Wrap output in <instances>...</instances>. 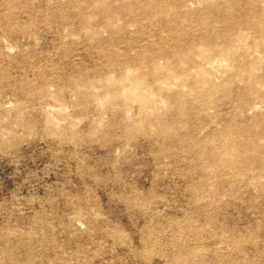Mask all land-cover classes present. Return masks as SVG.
<instances>
[{
	"label": "rangeland",
	"instance_id": "rangeland-1",
	"mask_svg": "<svg viewBox=\"0 0 264 264\" xmlns=\"http://www.w3.org/2000/svg\"><path fill=\"white\" fill-rule=\"evenodd\" d=\"M151 1L153 2L147 3ZM166 1L169 0H106V2L104 0H95V2L92 0H0V27L8 29L11 26L16 31L13 33V46H0V55L4 54L0 56V79L4 78L0 83L7 84L6 87L12 85L14 88V90L12 87L7 88L5 120L14 123L15 134L12 133L9 137H4L8 140L0 138V249L4 245L1 250L10 249L9 254L12 253L6 264H10V262L13 264L12 258H17V256L22 257L21 264L26 263V260H28L26 264L29 262L32 264H264V175L262 173L264 167V116H256L258 113H264V104L253 103L251 110L249 109L250 105L246 103L250 100L248 94H245L248 99L243 95V98L236 97L237 92H243L244 86L236 80L235 65L227 57L225 58L228 60L224 61V57H221L217 52V47H214L218 44H215L216 42L223 40L222 43L219 42V45L223 44L222 46L227 49L234 48L236 45L234 43H237L243 56L238 61L248 64L250 60H248L247 52H256L254 56L256 55L255 57L260 59V56L264 55V48L261 47L264 46V30L255 22L262 19L264 21V15L261 13L264 12V0H217V5L220 8L217 5L215 8L211 7L204 1L201 5L200 0H170L168 3ZM191 2L194 3L191 4ZM96 3H100L99 6ZM145 4L149 8L151 7L150 10ZM161 4L166 6H161ZM177 5L179 6L178 10L176 9ZM182 5L183 7H181ZM105 6L108 8L107 10ZM144 6L146 7L144 8ZM95 7H100L104 13L99 10L100 8L94 10L97 11L96 13L92 11ZM153 7H157L156 10ZM169 8L176 15L180 14L179 17L177 16L180 20L174 17V12L171 14ZM86 14H89L88 18ZM94 14L95 16H90ZM239 16L241 17L239 18ZM170 19L172 20L171 24ZM247 21L252 23H250L251 27ZM88 24H92L90 28L94 25L93 31L88 28ZM98 24L100 29L96 31L95 29L99 28ZM234 27H238L236 28L238 32L233 29ZM255 27L258 28L257 31ZM3 28H0V31ZM30 30L34 33L31 34ZM233 30L237 36H241L244 32L241 37H238L241 39L235 37L234 33L233 36L231 35ZM239 30L243 32L240 33ZM246 32L248 33L246 34L247 38H245ZM212 34L216 35L210 36ZM202 37H207L208 40ZM194 39H198L197 42L195 41L198 43L197 45L202 40L205 41L204 43L209 46L205 44V46L201 44L200 46L202 50L206 48L208 50L203 51L204 53L201 52L199 46L193 45L196 44L193 42ZM252 39H256L260 44L256 46V49H250V51L247 49V44ZM244 40H247L246 43H243ZM14 42L16 43L13 44ZM228 42L231 43V46ZM172 44L173 46H170ZM191 45L194 46V50ZM209 48L213 49L211 53ZM146 51L147 53H145ZM198 51L201 52L200 54H211L215 59L217 58L219 63L215 62V66L220 70L226 72L227 69H232H229L232 74L227 70L228 77H224V75L227 76L226 74L221 76L227 82L231 80L230 83L228 82L231 86L227 84L232 89L229 88L226 95L219 90L216 91L215 103L208 106L202 103L204 101L200 100L201 97L198 94L193 95L196 93L195 91L190 92L191 86L181 83L183 82L181 79L184 77L181 69L192 60L201 59ZM13 53L17 54L13 55ZM142 53L148 55L145 56ZM171 54L177 55L179 58ZM19 57L23 59L20 61ZM11 59L13 60L11 61ZM144 60L147 62L150 60V63ZM168 62L171 64V70L164 68ZM226 62H228L227 66ZM154 63H162L161 71L152 69ZM30 64L37 70L33 74L31 68L28 69ZM178 65L180 68L176 67ZM51 66L52 68H50ZM206 68L211 69V66ZM27 70L28 76L23 73ZM148 70L150 71L148 72ZM40 71L42 73L52 72L56 76V86L54 87L56 100L52 108L45 107L36 99L38 96L33 92L34 89L27 92L24 88L26 84H31L34 88L40 86L39 78L36 75L37 72L41 73ZM4 75L8 77L5 78ZM177 75L182 76L177 77ZM232 75L233 77H230ZM118 76L119 78H116ZM160 76L164 77L166 83ZM109 79L111 80L109 81ZM123 80L125 81L123 82ZM134 80H139L140 83L134 85L135 83L131 82ZM104 81L106 85L103 84ZM232 82L233 84H231ZM107 83L111 86L108 87ZM129 86L132 91L128 89ZM135 87L137 90L133 89ZM261 89L264 91V85L261 86ZM133 90L137 91V94L133 93ZM140 92L145 97L149 96L147 99L150 100V106H146L150 118L147 119L141 118L140 95L142 96V94ZM167 93H170L169 96ZM181 93L187 96L181 97ZM18 94L21 96L18 97ZM29 95H33V97ZM179 96L182 100L179 99ZM94 97L96 98L94 99ZM27 102L28 104H25ZM180 102L185 107H183L184 109ZM241 103L240 107L242 108H239ZM26 105L28 108H25ZM244 107L247 108V113ZM153 114H157L161 120L163 119L161 123H158L159 125L157 122L152 125ZM243 114L245 115L243 116ZM49 118L52 121L49 122ZM253 118L255 124L251 123L254 121ZM23 119L25 120L23 121ZM256 120H258L257 123ZM130 121H135L137 126L127 128ZM17 122L20 124L22 122V124L19 125ZM24 122L26 124H23ZM41 123L43 126L40 125ZM162 123L166 126L160 129L159 127H163ZM139 125L141 126L139 127ZM222 126H227L226 129L230 132L228 135L230 134L232 137L231 141L229 140L231 143L223 145L221 136L218 138L219 135L214 139L209 137L212 141L204 142L213 130L222 129ZM60 127L64 129H60ZM244 128L250 129V132L247 130L249 134L242 132V130L246 132ZM226 132L225 135H227ZM240 133L243 134L240 135ZM242 140L247 142L243 143ZM2 141L4 144L1 143ZM233 142L237 147L234 156L237 154L240 157L242 154L246 158L248 157L247 160L250 162L248 169L247 167H238L239 179H234L230 175L231 172L226 173L225 168L214 164L215 157L211 156L213 145L221 146L220 150L225 151L224 148ZM220 150L219 152H221ZM205 163L206 165H204ZM213 165L217 167L214 168ZM205 168L207 169L205 170ZM215 169L216 171H212ZM241 169L245 171L241 172ZM214 172L217 173L214 174ZM240 180L241 182H239ZM260 217L261 219H259ZM8 232L11 233V241L3 244L1 237L3 233ZM0 253V257L3 256L2 252Z\"/></svg>",
	"mask_w": 264,
	"mask_h": 264
},
{
	"label": "bare ground",
	"instance_id": "bare-ground-1",
	"mask_svg": "<svg viewBox=\"0 0 264 264\" xmlns=\"http://www.w3.org/2000/svg\"><path fill=\"white\" fill-rule=\"evenodd\" d=\"M92 1H94L95 2V0H92ZM105 2H106V0H104ZM162 1V0H161ZM170 1V0H169ZM168 1V2H169ZM182 1V0H181ZM188 1V0H187ZM201 1V2H200ZM199 1V3H201V5H202V2L204 1V3H209L210 5H211V7H213L214 6V8L216 7V5H217V0H200ZM246 1V0H245ZM10 2V1H9ZM48 2V1H47ZM153 1H151V2H147V3H152ZM167 2V1H166ZM167 2V3H168ZM195 2H197V1H195ZM257 2V1H256ZM261 2V1H260ZM183 3H184V1H183ZM192 3H194V2H191V4ZM224 3V2H223ZM246 3V2H245ZM45 4V3H44ZM63 4V3H62ZM97 4V3H96ZM100 4V3H99ZM99 4H97L98 6H99ZM105 4V3H104ZM103 4V5H104ZM176 4H177V2H176ZM179 4V3H178ZM182 4V3H181ZM197 4H198V2H197ZM261 4V3H260ZM4 5V4H3ZM29 5V4H28ZM37 5V4H36ZM36 5H34V6H36ZM43 5V4H42ZM46 5V4H45ZM66 5V4H65ZM65 5H63V6H65ZM96 5V6H97ZM145 5H147V4H145ZM151 5H153L154 6V4H151ZM163 4H161V6H162ZM184 5H185V3H184ZM194 5V4H193ZM198 5H200V4H198ZM200 5V6H201ZM246 5V4H245ZM22 6V5H21ZM25 6V5H24ZM60 6H61V4H60ZM83 6V5H82ZM88 6H90V5H88ZM132 6V5H131ZM163 6H166V5H163ZM186 6V5H185ZM218 6V5H217ZM237 6V5H236ZM3 7V6H2ZM38 7V6H37ZM56 7V6H55ZM62 7V6H61ZM66 8H67V6H65ZM106 7V6H105ZM104 7V8H105ZM133 7V6H132ZM146 6H144V8H145ZM177 7L179 8V6L177 5L176 6V9H177ZM181 7H183V5L181 6ZM181 7H180V9H181ZM191 7V6H190ZM208 7V6H207ZM252 7V6H251ZM258 7V6H257ZM20 8V7H19ZM42 8V7H41ZM49 8V7H48ZM98 9L100 8V7H97ZM96 7H95V9H93L92 11H94V10H96L97 9ZM103 8V7H102ZM116 8V7H115ZM147 8H149L148 7V5H147ZM151 8V7H150ZM150 8H149V10H150ZM155 10H156V8L155 7H153ZM159 8V7H158ZM164 8V7H163ZM202 8V7H201ZM200 8V9H201ZM210 8V7H209ZM218 8H220L219 6H218ZM5 9V8H4ZM21 9V8H20ZM30 9V8H29ZM108 8L106 7V10H107ZM161 9V8H160ZM165 9V8H164ZM170 9V8H169ZM186 9V8H185ZM188 9V8H187ZM192 9V8H191ZM195 9V8H194ZM206 9V8H205ZM208 9V8H207ZM243 9V8H242ZM257 9V8H256ZM57 10V9H56ZM100 11H101V8L99 9ZM147 10V9H146ZM148 10V11H149ZM172 10H174L173 8H172ZM178 10V9H177ZM177 10H175V11H177ZM209 10V9H208ZM212 10V9H211ZM8 11H10V10H8ZM13 11V10H12ZM46 11H47V9H46ZM60 11V10H59ZM99 11V12H100ZM170 11H171V9H170ZM183 12H185V10H182ZM233 11V10H232ZM32 12H33V10H32ZM95 13L97 12V11H94ZM102 12V11H101ZM174 12V11H173ZM172 11H171V14L173 13ZM181 12V11H180ZM182 12V13H183ZM230 12V11H229ZM10 13V12H9ZM44 13V12H43ZM86 13V12H85ZM91 13V12H90ZM102 13H104V12H102ZM108 13H109V11H108ZM146 13V12H145ZM150 13V12H149ZM149 13H148V15H149ZM152 13V12H151ZM175 13V12H174ZM173 13V14H174ZM178 13V12H177ZM192 13V12H191ZM202 13V12H201ZM206 13V12H205ZM212 13V12H211ZM259 13V12H258ZM263 15H264V12H261ZM11 14V13H10ZM9 14V15H10ZM17 14V13H16ZM30 14V13H29ZM54 14V13H53ZM84 14V13H83ZM147 14V13H146ZM153 14V13H152ZM169 14V13H168ZM184 14H187V13H184ZM206 14H208V13H206ZM223 14V13H222ZM226 14H227V12H226ZM262 14H261V16H262ZM9 15H7V16H9ZM46 15V14H45ZM81 15V14H80ZM89 15V14H88ZM87 14H86V17L88 18L89 16H88ZM147 15V16H148ZM159 15V14H158ZM180 15V14H179ZM179 15L177 14L176 15V13L174 14V17L176 18L177 16L179 17ZM200 15V14H199ZM209 15V14H208ZM230 15V14H229ZM258 16H260L259 14H257ZM11 16V15H10ZM22 16V15H21ZM75 16V15H74ZM91 17L92 16H95V14L94 15H90ZM157 16V15H156ZM173 16V15H172ZM244 16V15H243ZM256 16V15H255ZM2 17V16H1ZM15 17V16H14ZM31 17V16H30ZM36 17V16H35ZM38 17V16H37ZM61 17V16H60ZM103 17V16H102ZM116 17V16H115ZM137 17V16H136ZM161 17V16H160ZM177 17V20L179 19ZM181 18L183 17V16H180ZM202 17V16H201ZM216 17V16H215ZM241 16H239V18H240ZM257 17V16H256ZM264 17V16H263ZM3 18H5L4 16H3ZM18 18V17H17ZM69 18V17H68ZM87 18L85 19V20H87ZM95 18V17H94ZM93 18V19H94ZM106 18H107V16H106ZM157 18V17H156ZM167 18H169V16H167ZM173 18V17H172ZM171 18V19H172ZM187 18V17H186ZM208 18V17H207ZM221 18V17H220ZM225 18V17H224ZM11 19V18H10ZM13 19V18H12ZM107 19H109V18H107ZM106 19V20H107ZM142 19V18H141ZM170 19V20H171ZM192 19V18H191ZM226 19H228V18H226ZM237 19V18H236ZM258 19H259V17H258ZM4 20V19H3ZM17 21H18V19H16ZM32 20V19H31ZM70 20V19H69ZM110 20V19H109ZM109 20H107V22H109ZM176 20V19H175ZM180 20V19H179ZM188 20V19H187ZM206 20V19H205ZM230 20V19H229ZM254 20V19H253ZM253 20H252V22H253ZM263 20V19H262ZM262 20H258V21H256L255 22V24H257L261 29H263L264 30V21H262ZM27 21V20H26ZM62 21V20H61ZM96 21H97V19H96ZM104 21V20H103ZM115 21V20H114ZM169 21V20H168ZM214 21V20H213ZM217 21V20H216ZM6 22H7V20H6ZM22 22V21H21ZM20 22V23H21ZM47 22V21H46ZM63 22V21H62ZM87 23L89 22L88 20L86 21ZM85 22V23H86ZM160 22V21H159ZM170 22V24H171V22H172V20L171 21H169ZM205 22V21H204ZM2 23V22H1ZM40 23V22H39ZM209 23V22H208ZM244 23L246 24V22L244 21ZM247 23H248V25L250 26L252 23L251 22H249V21H247ZM251 23V24H250ZM254 23V22H253ZM3 24V23H2ZM13 24H16V23H13ZM18 24V23H17ZM33 24V23H32ZM93 24V23H92ZM91 24V25H92ZM101 24V23H100ZM103 24V23H102ZM113 24V23H112ZM137 24V23H136ZM160 24V23H159ZM158 24V25H159ZM214 24V23H213ZM232 24H233V20H232ZM236 24H237V22H236ZM6 25V24H5ZM5 25H3V26H5ZM56 25V24H55ZM89 25V27L88 28H90L91 27V25L90 24H88ZM87 25V26H88ZM144 25H145V23H144ZM164 25V24H163ZM166 25V24H165ZM205 25V24H204ZM226 25V24H225ZM224 25V26H225ZM228 25V24H227ZM230 25V24H229ZM247 25V24H246ZM9 26V25H8ZM15 26V25H14ZM29 26H30V24H29ZM45 26V25H44ZM63 26V25H62ZM139 26H140V24H139ZM143 26V25H142ZM147 26V25H146ZM153 26V25H152ZM167 26H168V24H167ZM188 26V25H187ZM186 26V27H187ZM199 26V25H198ZM241 27L242 26H244V25H240ZM28 27V26H27ZM26 27V28H27ZM97 27V26H96ZM95 27V28H96ZM98 27H99V24H98ZM174 27V26H173ZM190 27V26H189ZM214 27V26H213ZM251 27V26H250ZM0 28H3L2 26L0 27ZM22 28H24V27H22ZM31 28V27H30ZM33 28H34V26H33ZM37 27L35 26V29H36ZM70 28V27H69ZM68 28V29H69ZM74 28V27H73ZM92 28H94V25H93V27ZM92 28H90L91 30H92ZM191 28H193V27H191ZM202 28V27H201ZM206 28H208V27H206ZM218 28V27H217ZM222 28V27H221ZM232 28V27H231ZM230 28V29H231ZM236 28H238V27H234L233 29H235L236 30ZM244 28V27H243ZM256 28V27H255ZM254 28V29H255ZM100 29V27L98 28V29H95L96 31L97 30H99ZM169 29V28H168ZM253 29V30H254ZM257 29L258 28H256V31H257ZM18 30H20V29H18ZM32 30V29H31ZM29 31V32H31V34H32V32L33 31ZM34 30V29H33ZM37 30V29H36ZM154 30V29H153ZM204 30V29H203ZM207 30V29H206ZM227 30V29H226ZM226 30H225V32H226ZM229 30V29H228ZM235 30H233V32H232V36L235 34V37H241L243 34H244V32L242 33L240 30V33H242L241 34V36H237L236 34L237 33H234V31ZM249 30H252V29H250L249 28ZM263 30H261V32L263 33ZM78 31V30H77ZM93 31V30H92ZM111 31H113V30H111ZM168 31V30H167ZM211 31V30H210ZM222 31V30H221ZM237 31V30H236ZM245 31V30H244ZM255 31V30H254ZM260 31V30H259ZM14 32H16L15 31V29H14V27H11L10 26V28H8V29H4L3 28V30H1L0 31V46H11L12 45V39H13V33ZM25 32V31H24ZM56 32V31H55ZM58 32V31H57ZM79 32V31H78ZM95 32V31H94ZM127 32V31H126ZM200 32V31H199ZM224 32V33H225ZM238 32V31H237ZM252 32V31H251ZM28 33V32H27ZM34 33V32H33ZM44 33V32H43ZM42 33V34H43ZM52 33H54V32H52ZM75 33V32H74ZM77 33V32H76ZM112 33V32H111ZM132 33H134V32H132ZM166 33V32H165ZM175 33V32H174ZM191 33V32H190ZM205 33V32H204ZM210 33V32H209ZM223 33V34H224ZM234 33V34H233ZM18 34V33H17ZM93 34V33H92ZM140 34H142V33H140ZM218 34V33H217ZM246 34H248L247 32L245 33V35ZM257 34V33H256ZM261 34V33H260ZM16 35V34H15ZM23 35V34H22ZM25 35V34H24ZM26 35H28V34H26ZM88 35V34H87ZM110 35V34H109ZM143 35V34H142ZM153 35V34H152ZM193 35V34H192ZM198 35V34H197ZM209 35V34H208ZM214 35H216V34H212V35H210V36H214ZM262 35V34H261ZM56 36V35H55ZM177 36V35H176ZM195 36V35H194ZM218 36V35H217ZM225 36V35H224ZM227 36V35H226ZM256 36V35H255ZM257 36H259L258 34H257ZM263 36H264V34H263ZM17 37V36H16ZM32 37V36H31ZM108 37V36H107ZM218 37H221L220 35L218 36ZM217 37V38H218ZM223 37V36H222ZM230 37V36H229ZM234 37V38H235ZM248 37V35H246L245 36V38H247ZM22 38V37H21ZM24 38V37H23ZM33 38H35V37H33ZM59 38H60V36H59ZM106 38V37H105ZM140 38H142V37H140ZM176 38V37H175ZM179 38V37H178ZM202 38H204V37H202ZM210 38H214V37H210ZM226 38V37H225ZM228 38V37H227ZM233 38V39H234ZM236 38V39H237ZM250 38H251V36H250ZM253 38V37H252ZM14 39H16L15 37H14ZM30 39H32V38H30ZM119 39V38H118ZM136 39V38H135ZM196 39V38H195ZM194 39V41L193 42H197V40H195ZM204 39H207V37L206 38H204ZM216 39V38H215ZM222 40H223V38H221ZM220 39V40H221ZM229 39V38H228ZM238 39H241V38H238ZM244 39V38H243ZM242 39V40H243ZM254 39V38H253ZM251 40V41H249L248 42V44H247V49L248 50H250V49H253L254 50V48L256 49V46H259V44H260V42H258L256 39V41L255 40ZM46 40V39H45ZM49 40V39H48ZM88 40V39H87ZM107 40V39H106ZM109 40H111V39H109ZM129 40V39H128ZM132 40V39H131ZM171 40V39H170ZM190 40V39H189ZM200 40H202V39H200ZM208 40V39H207ZM209 40H211V39H209ZM218 40V39H217ZM225 40H227V39H225ZM259 40V39H258ZM15 41V40H14ZM23 41H26V40H23ZM36 40L34 39V42H35ZM55 41V40H54ZM97 41V40H96ZM99 41V40H98ZM112 41V40H111ZM117 41V40H116ZM137 41V40H136ZM191 41V42H192ZM224 41V40H223ZM222 41V42H223ZM240 41V40H239ZM247 41V40H246ZM246 41L244 40V42L243 43H246ZM264 41V40H263ZM17 42V41H16ZM16 42H14L13 44H15ZM20 42V41H19ZM47 42V41H46ZM66 42V41H65ZM94 42V41H93ZM113 42V41H112ZM123 42V41H122ZM130 42V41H129ZM150 42V41H149ZM190 42V41H189ZM195 42V43H196ZM205 41H201L200 43H199V45H197L198 43H196V44H193V45H197V46H199L200 47V49L202 48L201 46H200V44L203 46L205 43H204ZM219 42H221V41H219ZM219 42H216L215 44H217V45H214V43H213V45H214V47L216 46L217 48V52L221 55V57H224V61H225V57H227L229 60H231L232 61V63H234V65H235V68H234V75H235V77H236V80L238 81V82H240L244 87V90H242L243 92H241V91H239V92H237L236 93V97H242V95L243 96H245V94H248V96H249V101H247L246 103L248 104V105H250L249 107V109H251L252 108V104L253 103H262V104H264V91L261 89V86L262 85H264V55L263 56H260L261 58L259 59L258 57H255L254 56V53H256V52H252L253 53V55H252V53L251 52H247L246 54H247V56H248V60H250V62L248 63V64H246L244 61H238L239 60V58L242 56V54H241V50L238 48V46H239V44L237 45V43H234V44H236V45H234L235 47L234 48H232V49H227L226 47H223L222 45H219ZM221 42V43H222ZM231 42V41H230ZM240 42H242V41H240ZM96 43H98V42H96ZM187 43V42H186ZM207 43V42H206ZM229 43V42H228ZM227 43V44H228ZM232 43V42H231ZM231 43H229V45L231 46ZM20 44V43H19ZM42 44V43H41ZM60 44V43H59ZM80 44V43H79ZM112 44V43H111ZM145 44V43H144ZM188 44V43H187ZM186 44V45H187ZM208 44V43H207ZM212 44V43H211ZM210 44V46H212ZM17 45V44H16ZM22 45V44H21ZM21 45H19V46H21ZM63 45V44H62ZM67 45V44H66ZM96 46H97V44H95ZM155 45V44H154ZM163 45V44H162ZM189 45V44H188ZM187 45V46H188ZM206 45V44H205ZM204 45V46H205ZM226 45V44H225ZM13 46V45H12ZM70 46V45H69ZM84 46V45H83ZM95 46V47H96ZM136 46V45H135ZM141 46V45H140ZM170 46H173V44L172 45H170ZM192 46V45H191ZM190 46V47H191ZM206 46H209V45H206ZM241 46V45H240ZM261 46V45H260ZM22 47V46H21ZM28 47V46H27ZM67 47V46H66ZM124 47V46H123ZM122 47V48H123ZM137 47V46H136ZM161 47V46H160ZM184 47V46H183ZM186 47V46H185ZM193 47V50H194V46H192ZM261 47H263L264 48V46L262 45ZM260 47V48H261ZM11 48V47H10ZM18 48V47H17ZM58 48V47H57ZM71 48V47H70ZM76 48V47H75ZM81 48V47H80ZM88 48V47H87ZM115 48H116V46H115ZM158 48V47H157ZM163 48V47H162ZM189 48V47H188ZM187 48V49H188ZM205 48V47H204ZM203 48V49H204ZM243 49H244V47H242ZM3 49V48H2ZM37 49V48H36ZM68 49V48H67ZM111 49V48H110ZM144 49V48H143ZM159 49V48H158ZM189 49H191V48H189ZM195 49H197V48H195ZM199 49V50H200ZM207 49V48H206ZM206 49H204V50H202L201 52H206L205 50ZM262 49V48H261ZM261 49H257L258 51L259 50H261ZM19 50V49H18ZM22 50V49H21ZM57 50V49H56ZM55 50V51H56ZM73 50V49H72ZM76 50V49H75ZM167 50V49H166ZM192 50V51H193ZM208 50V49H207ZM211 50V51H210ZM212 50L213 49H211V48H209V52L211 53L212 52ZM214 50V53L216 52ZM263 50V49H262ZM6 51V50H5ZM5 51H2V52H5ZM9 51V50H8ZM7 51V52H8ZM157 51H159V50H157ZM162 51H165V50H163L162 49ZM174 51V50H173ZM191 51V50H190ZM247 51V50H246ZM251 51V50H250ZM257 51V52H258ZM16 52H18V51H16ZM21 52V51H20ZM69 52V51H68ZM121 52V51H120ZM175 52V51H174ZM174 52H172L171 51V53H174ZM186 52L188 53V51L186 50ZM194 52V51H193ZM200 52V53H201ZM203 52V53H204ZM261 52H263V51H261ZM10 53V52H9ZM19 53V52H18ZM28 53V52H27ZM85 53V52H84ZM87 53V52H86ZM85 53V54H86ZM136 53H137V51H136ZM145 53H147V51L145 52ZM164 53V52H163ZM176 53V52H175ZM174 53V54H175ZM192 53V52H191ZM190 53V54H191ZM196 53V52H195ZM197 53H199V51L197 52ZM199 53V54H200ZM12 54V53H11ZM17 54V53H16ZM16 54H14L13 53V55H16ZM41 54V53H40ZM61 54V53H60ZM63 54H64V52H63ZM141 54V53H140ZM142 54H144V53H142ZM148 54H149V52H148ZM147 54V55H148ZM159 54V53H158ZM193 54V53H192ZM213 54V53H212ZM243 54H245V53H243ZM260 54V53H259ZM263 54V53H262ZM2 55V54H1ZM0 55V56H1ZM4 55V54H3ZM2 55V56H3ZM21 55V54H20ZM24 55V54H23ZM106 55H108V54H106ZM139 55V54H138ZM137 55V56H138ZM145 55V54H144ZM142 55V57H145V56H147V55ZM171 55H173V54H171ZM171 55H170V57H171ZM189 55V54H188ZM201 55V59L199 60V59H197V60H195L194 59V57H196V56H194V54H193V59L195 60V61H191L189 64H187V66H186V64H185V66L183 67V69H181L182 70V73H183V75H184V77H182L183 79H181V80H183V82H181L183 85H187V86H191L190 88H191V91L190 92H192V91H195L196 93H193V95L194 94H198V96L199 97H201L200 98V100L201 99H203L202 101H204V102H202V103H204L205 105H209V104H214L215 103V98H214V96H215V92L216 91H221V93L223 92L225 95L229 92V88L230 87H228L230 84V81H228L227 82V80L225 79V78H221V76L223 75V74H226V72H227V70L229 71V73H231L232 74V72H230V70L229 69H231V68H229V69H227L226 70V72H224V70H220V68H218L217 66H215V62H218L219 60L216 58L215 59V57L212 55L211 56V54H207V55H205V54H200ZM200 55H198V56H200ZM215 55V54H214ZM7 56V55H6ZM62 56V55H61ZM100 56V55H99ZM173 56H177V55H173ZM258 56V55H257ZM11 57V56H10ZM10 57H8V58H10ZM13 57V56H12ZM14 57H16V56H14ZM28 57V56H27ZM36 57V56H35ZM141 57V58H142ZM149 57H150V54H149ZM178 57V56H177ZM34 58V57H33ZM67 58V57H66ZM74 58V57H73ZM133 58H134V56H133ZM148 58V57H147ZM156 58V57H155ZM179 58V57H178ZM197 58V57H196ZM242 58H243V56H242ZM5 59V58H4ZM15 59V58H14ZM18 59V58H17ZM19 59H20V61L23 59L22 57L20 58L19 57ZM18 59V60H19ZM25 59V58H24ZM52 59V58H51ZM78 59V58H77ZM100 59V58H99ZM112 59V58H111ZM124 59V58H123ZM139 59V58H138ZM169 59V58H168ZM167 59V60H168ZM187 59V58H186ZM185 59V60H186ZM222 59V58H221ZM228 59H226V60H228ZM262 59V60H261ZM6 60H7V58H6ZM13 59H11V61H12ZM17 60V61H18ZM26 60V59H25ZM30 60V59H29ZM109 60V59H108ZM142 60V59H141ZM150 60H151V58H150ZM149 60V61H150ZM180 60V59H179ZM217 60V61H216ZM243 60V59H242ZM248 60H245V61H247L248 62ZM19 61V62H20ZM82 61V60H81ZM123 61V60H122ZM130 61V60H129ZM137 61V60H136ZM139 61V60H138ZM145 62H147L146 60H144ZM148 61V62H149ZM176 61V63L178 62L177 60H175ZM174 61V62H175ZM3 62V61H2ZM15 62V61H14ZM29 62V61H28ZM32 62H33V60H32ZM142 62V61H141ZM147 62V63H148ZM159 62H161V61H159ZM167 62V61H166ZM221 62H222V60H221ZM18 63V62H17ZM30 63V62H29ZM86 63V62H85ZM88 63V62H87ZM102 63V62H101ZM150 63V62H149ZM164 63V62H163ZM219 63V62H218ZM222 63H224V62H222ZM227 63L228 62H226L225 64H226V66H227ZM230 63V62H229ZM232 63H231V65H232ZM11 64V63H10ZM19 64V63H18ZM23 64V63H22ZM43 64V63H42ZM45 64V63H44ZM76 64V63H75ZM74 64V65H75ZM91 64V63H90ZM116 64V63H115ZM118 64V63H117ZM162 64V63H161ZM161 64H157V63H154L153 64V67L154 68H152V69H156V71H161L160 70V65ZM177 64H179V63H177ZM217 64V63H216ZM224 64V65H225ZM21 65V64H20ZM34 65V64H33ZM60 65H62V64H60ZM86 65V64H85ZM98 65V64H97ZM103 65V64H102ZM143 65V64H142ZM145 65V64H144ZM173 65V64H172ZM184 65V64H183ZM23 66V65H22ZM76 66V65H75ZM139 66V65H138ZM152 66V65H151ZM162 66V65H161ZM165 67V69H167V70H171V64L168 62V63H166L165 65H164ZM174 66V65H173ZM207 66H211V69H208V68H206ZM233 66V65H232ZM24 67V66H23ZM29 67L31 68L30 70H31V72H32V74L33 73H35L34 71L36 70V68H35V66H31V64H30V66H28V69H29ZM37 67V66H36ZM79 67H81V66H79ZM95 67V66H94ZM97 67V66H96ZM141 67V66H140ZM144 67V66H143ZM147 67V66H146ZM176 67H179V65L178 66H176ZM176 67H175V69H176ZM225 67V66H224ZM223 67V68H224ZM25 68V67H24ZM45 68V67H44ZM50 68H52V66L50 67ZM84 68V67H83ZM98 68V67H97ZM100 68V67H99ZM104 68V67H103ZM120 68V67H119ZM131 68H132V66H131ZM134 68V67H133ZM137 68H139V67H137ZM149 68V67H148ZM180 68V67H179ZM182 68V67H181ZM27 69V68H26ZM82 69V68H81ZM121 69V68H120ZM144 69V68H143ZM142 69V70H143ZM151 69V68H150ZM25 70V69H24ZM40 70V68L38 69V71ZM43 70V69H42ZM51 70V69H50ZM78 70V69H77ZM80 70V69H79ZM139 70V69H138ZM147 70V69H146ZM180 70V69H179ZM232 70V69H231ZM37 71V70H36ZM150 70H148V72H149ZM155 71V70H154ZM154 71H151V72H154ZM27 72H28V70L27 71H24L23 73L24 74H26L27 75ZM41 73H39L38 74V72H37V76H38V78H39V81H40V86H38L37 88H34V87H32L31 86V84H26L25 85V90L27 91V92H29V91H32V89H34L33 90V92L38 96L36 99H38L45 107H48V106H50L51 108L54 106V101L56 100V95H55V93H54V87L56 86V80H55V77L56 76H54V74L52 73V72H43L42 73V71H40ZM71 72V71H70ZM145 73H146V71H144ZM175 72V71H174ZM176 72H178V71H176ZM30 73V72H29ZM45 73V74H44ZM56 73V72H55ZM167 73V72H166ZM179 73H181V72H179ZM1 74V73H0ZM5 74V73H4ZM9 74V73H8ZM18 74V73H17ZM23 74V75H24ZM76 74H77V72H76ZM131 74H132V72H131ZM156 74H157V72H156ZM169 74H170V71H169ZM172 74V73H171ZM75 75V74H74ZM85 75V74H84ZM151 75H152V73H151ZM167 75V74H166ZM179 75V74H178ZM177 75V77H180V76H182V75H180V76H178ZM227 75V74H226ZM2 76V75H1ZM5 76V78H6V76L7 75H4ZM10 76V75H9ZM28 76V75H27ZM26 76V77H27ZM32 76H35V75H32ZM67 76V75H66ZM120 77H121V75H119ZM119 76L118 77H116V78H119ZM123 76V75H122ZM149 76V75H148ZM152 76H154V75H152ZM8 77V76H7ZM11 77V76H10ZM24 77V76H23ZM143 77V76H142ZM159 77V76H158ZM160 77H162V76H160ZM169 77H170V75H169ZM224 77H228V75L227 76H225L224 75ZM230 77H233V75L232 76H230ZM3 78V77H2ZM1 78V79H2ZM15 78V77H14ZM19 78V77H18ZM17 78V79H18ZM25 78V77H24ZM23 78V79H24ZM29 78V77H28ZM60 78V77H59ZM87 78V77H86ZM125 78V77H124ZM168 78V77H167ZM174 78H176V77H174ZM1 79H0V81H1ZM4 79V78H3ZM8 79V78H7ZM13 79V78H12ZM23 79H20V80H23ZM27 79V78H26ZM108 79V78H107ZM127 79V78H126ZM155 79V78H154ZM162 79H164V77H162ZM161 79V80H162ZM229 79V78H228ZM9 80H11V79H9ZM13 80H16V79H13ZM28 80V79H27ZM93 80V79H92ZM111 79H109V81H110ZM152 80V79H151ZM233 80V79H232ZM6 81V80H5ZM4 81V82H5ZM29 81H31V79H29ZM82 81H83V79H82ZM90 81V80H89ZM94 81H95V79H94ZM106 81V80H105ZM105 81L103 82V84H105L106 85V83H105ZM108 81V80H107ZM119 81H121V80H119ZM119 81H118V84H119ZM125 80H123V82H124ZM144 81V80H143ZM156 81V80H155ZM154 81V82H155ZM13 82V81H12ZM12 82H10V83H12ZM16 82H18V81H16ZM61 82V81H60ZM68 82V81H67ZM79 82V81H78ZM114 82V81H113ZM128 82V81H127ZM132 82V84H134V85H138L139 83H140V81L139 80H134V81H131ZM134 82V83H133ZM152 82V81H151ZM162 82V81H161ZM6 83H9V82H6ZM20 83V82H19ZM24 83V82H23ZM93 83V82H92ZM126 83V82H125ZM141 83H142V78H141ZM144 83V82H143ZM158 83V82H157ZM164 83H166L165 82V79H164ZM169 83V82H168ZM181 83H178V84H181ZM229 85H228V84ZM15 84V83H14ZM13 84V86H15ZM18 84V83H17ZM17 84H16V87H17ZM36 84V83H35ZM37 84H38V82H37ZM36 84V85H37ZM118 84H117V88H118ZM154 85H156L155 83H153ZM172 84V83H171ZM177 84V83H176ZM231 84H233V82L231 83ZM7 85V84H6ZM6 85L4 84V83H0V138L2 137V139H4V137L5 136H8L9 137V135H12V133L13 134H15L14 133V131H15V126H14V123L12 124V123H10V122H8V121H6L5 119H6V92H7V88H11L12 87V85L10 86V87H6ZM10 85V84H9ZM8 85V86H9ZM35 85V86H36ZM72 85V84H71ZM107 85H108V87L109 86H111L110 84H108L107 83ZM147 85V84H146ZM149 85V84H148ZM161 85V84H160ZM166 85V84H165ZM63 86V85H62ZM66 86V85H65ZM64 86V87H65ZM78 86H80L79 84H78ZM116 86V85H115ZM114 86V88H116ZM128 86V85H127ZM133 86V85H132ZM153 86V85H152ZM179 86V85H178ZM231 86V85H230ZM233 86V85H232ZM22 87V86H21ZM69 87H71V86H69ZM98 87V86H97ZM101 87V86H100ZM107 89H108V87L107 86H105ZM143 87V86H142ZM149 88H150V86H148ZM154 87V86H153ZM23 88V87H22ZM105 88V89H106ZM112 88H113V86H112ZM127 88V87H126ZM132 88V87H131ZM141 88V87H140ZM165 88V87H164ZM12 89L14 90V88L12 87ZM18 89V88H17ZM19 89H20V86H19ZM130 91H132L131 89H130V86H129V88H128ZM134 90H137V88L135 87V88H133ZM142 89V88H141ZM141 89H140V91H141ZM151 89V88H150ZM168 89V88H167ZM176 89H178V88H176ZM230 89H232V88H230ZM9 90V89H8ZM25 90H23V91H25ZM70 90V89H69ZM117 90V89H116ZM134 90H133V93H136V92H134ZM147 90V89H146ZM155 90V89H154ZM179 90H181V89H179ZM85 91V90H84ZM139 91V90H138ZM150 91V90H149ZM153 91V90H152ZM162 91H164V90H162ZM175 91H177V90H175ZM175 91H171V92H175ZM182 91V90H181ZM26 92V93H27ZM103 92V91H102ZM141 92H143V91H141ZM140 92V93H141ZM146 92V91H145ZM158 92V91H157ZM156 92V93H157ZM13 93V92H12ZM89 93V92H88ZM113 93V92H112ZM117 93V92H116ZM116 93H114L115 95H116ZM132 92H131V95L133 94ZM140 93H138V94H140ZM148 93H150V92H148ZM166 93V92H165ZM180 93V92H179ZM187 93V92H186ZM234 93V92H233ZM92 95H93V93H91ZM137 94V93H136ZM142 94V93H141ZM170 94V93H169ZM169 94L167 93V95L169 96ZM172 94V93H171ZM182 94V96L181 97H186L185 96V94L184 93H181ZM235 94V93H234ZM14 95L16 96L17 95V92H16V94L14 93ZM19 95L20 94H18V97H19ZM119 95V94H118ZM174 95H175V93H174ZM230 95V94H229ZM11 96H13V94H11ZM21 96V95H20ZM29 96H32L33 97V95H29ZM28 96V97H29ZM136 96V95H135ZM139 96V95H138ZM148 96V95H147ZM147 96L145 97V96H143V94H142V96L140 95V101H141V111H140V114H141V118H143V119H147L148 117L150 118V116H148L149 115V112L147 111V106L146 105H149L150 104V100H148L147 99ZM151 96V95H150ZM197 96V95H196ZM223 96V95H222ZM247 96V95H246ZM245 96V97H246ZM88 97V96H87ZM126 97V96H125ZM149 97V96H148ZM160 97V96H159ZM163 97V96H162ZM165 98H166V94H165V96H164ZM163 97V98H164ZM180 96H179V99H181L182 100V98H181ZM14 98V97H13ZM17 98V97H16ZM31 98V97H30ZM96 97H94V99H95ZM99 98V97H98ZM98 98H97V100H98ZM115 98V97H114ZM164 98V99H165ZM175 98V97H174ZM174 98H172V99H174ZM229 98V97H228ZM227 98V99H228ZM231 98L233 99V97L231 96ZM243 98V97H242ZM247 98V97H246ZM245 98V99H246ZM8 99V98H7ZM12 99V98H11ZM76 99V98H75ZM78 99V98H77ZM162 99V98H161ZM176 99H177V97H176ZM194 99H196V98H194ZM193 99V100H194ZM248 99V98H247ZM31 100H32V98H31ZM131 100H133V99H131ZM192 100V101H193ZM199 100V99H198ZM241 100H244V99H241ZM38 101V102H39ZM82 101V100H81ZM100 101V100H99ZM98 101V102H99ZM102 102V101H101ZM138 102V101H137ZM154 102V101H153ZM236 102V101H235ZM238 102V101H237ZM57 103V102H56ZM105 103V102H104ZM189 103V102H188ZM220 103V102H219ZM232 103V102H231ZM230 103V104H231ZM25 104H28V102L27 103H25ZM31 104V103H30ZM168 104V103H167ZM180 104H182V102H180ZM235 104V103H234ZM238 104V103H237ZM245 104V103H244ZM243 104V105H244ZM247 104H245L246 106H247ZM220 105V104H219ZM258 105V104H257ZM23 106V105H22ZM110 106V105H109ZM112 106V105H111ZM150 106V105H149ZM148 106V107H149ZM181 106V105H180ZM194 106V105H193ZM240 106H242V103H241V105L239 104V108H242V107H240ZM55 107H57V106H55ZM105 107V106H104ZM178 107V106H177ZM182 108L184 107L183 106V104H182V106H181ZM180 107V108H181ZM220 107V106H219ZM24 108V107H23ZM25 108H28L27 107V105H26V107ZM185 108V107H184ZM183 108V109H184ZM214 108V107H213ZM245 108V110L247 109L246 107H244ZM235 109V108H234ZM249 109H248V111H249ZM17 110V109H16ZM20 110V109H19ZM23 110H26V109H23ZM28 110V109H27ZM198 110V109H197ZM204 110V109H203ZM238 110V109H237ZM252 110V109H251ZM8 111V110H7ZM13 111V110H12ZM45 111V110H44ZM107 111V110H106ZM199 111V110H198ZM213 111V110H212ZM220 111V110H219ZM242 111V110H241ZM241 111H240V113H241ZM16 112V111H15ZM14 112V113H15ZM20 112H21V110H20ZM166 112V111H165ZM164 112V113H165ZM229 112V111H228ZM236 112H238V111H236ZM245 112V111H244ZM18 113V112H17ZM132 113V112H131ZM163 113V114H164ZM169 113V112H168ZM188 113V112H187ZM197 113V112H196ZM207 113V112H206ZM246 113H247V110H246ZM43 114V113H42ZM50 114L51 115H53V113H51L50 112ZM71 114V113H70ZM152 114V113H151ZM158 114H160V113H158ZM207 114H210V113H207ZM206 114V116H208ZM238 114H239V112H238ZM154 116V119H153V121H151L153 124L152 125H154L156 122H157V124L158 123H161L162 122V120H161V118L157 115V114H153ZM189 115V114H188ZM195 115V114H194ZM214 115H215V113H214ZM222 115V114H221ZM237 115V114H236ZM242 115V114H241ZM245 114H243V116H244ZM22 116V115H21ZM21 116H19V117H21ZM24 116V115H23ZM27 116V115H26ZM25 116V117H26ZM45 116V115H44ZM90 116H92V115H90ZM129 116H130V114H129ZM129 116H127V117H129ZM180 116V115H179ZM217 116V115H216ZM242 116V117H243ZM254 116V115H253ZM256 116H264V113L262 114V113H258ZM17 117V116H16ZM24 117V118H25ZM52 117V116H51ZM69 117V116H68ZM194 117V116H193ZM70 118V117H69ZM163 118V117H162ZM186 118V117H185ZM196 118V117H195ZM255 118V117H254ZM253 118V119H254ZM15 119V118H14ZM27 119V118H26ZM46 119V118H45ZM124 119H125V116H124ZM123 119V120H124ZM181 119V118H180ZM207 119H209V118H207ZM258 119V118H257ZM260 120H262L261 118H259ZM258 119V120H259ZM25 119H23V121H24ZM28 120V119H27ZM34 120H35V118H34ZM149 120V119H148ZM170 120H172V119H170ZM192 120V119H191ZM195 120V119H194ZM212 120V119H211ZM250 120V119H249ZM258 120H256V123H257V121ZM12 121V120H11ZM40 121V120H39ZM48 121L50 122V121H52V119L51 118H49L48 119ZM144 121H146V120H144ZM180 121V120H179ZM185 121V120H184ZM13 122V121H12ZM103 122V121H102ZM115 122V121H114ZM124 122V121H123ZM149 122V121H148ZM164 122V121H163ZM202 122V121H201ZM208 122V121H207ZM226 122V121H225ZM229 122V121H228ZM239 122V121H238ZM237 122V123H238ZM245 122V121H244ZM250 122V121H249ZM248 122V123H249ZM262 122V121H261ZM18 123V122H17ZM42 123H44V122H42ZM40 124V125H42L43 126V124ZM165 123V122H164ZM168 123V122H167ZM174 123V122H173ZM248 123L246 124V127H247V125H248ZM252 124H255V119H254V121H252L251 122ZM259 123V122H258ZM19 125H21L22 124V122H21V124L20 123H18ZM23 124H26L25 122L23 123ZM29 125H30V123H28ZM69 124V123H68ZM113 124H115V123H113ZM188 124V123H187ZM251 124V125H252ZM263 124H264V122H263ZM16 125V124H15ZM37 125H39V124H37ZM109 125V124H108ZM110 125H111V123H110ZM151 125V124H150ZM159 125V124H158ZM161 125H163V127L161 126V127H159L160 129L161 128H164V126H166V125H164L163 123L161 124ZM260 125V124H259ZM18 126V125H17ZM28 126V125H27ZM47 126V125H46ZM105 126V125H104ZM112 126V125H111ZM133 126H137L136 125V123H135V121H130L129 122V124L127 125V128H132ZM141 125H139V127H140ZM178 126V125H177ZM200 126H202V125H200ZM215 126V125H214ZM239 126H241L240 124H239ZM252 126H254V125H252ZM26 127V126H25ZM28 127H30V126H28ZM147 127V126H146ZM219 127H221V126H219ZM218 127V128H219ZM223 127V126H222ZM227 127V126H226ZM226 127H223L222 129H216V130H213L212 132H211V134L210 135H208V138H207V140H205L204 142H209V140H211V139H209V137H212L213 139L217 136V135H219V137L218 138H220V136H221V143H224L223 145H225V143H227L228 144V142H230L231 140H230V138H232L231 137V135H230V137H229V135H228V130L226 129ZM21 128V127H20ZM63 128V127H62ZM61 127H60V129H62ZM167 128V127H166ZM192 128H193V126H192ZM202 128V127H201ZM231 128V127H230ZM240 128V127H239ZM23 129V128H22ZM25 129V128H24ZM29 129V128H28ZM64 129V128H63ZM77 129V128H76ZM124 129V128H123ZM135 129V128H134ZM144 129V128H143ZM170 129V128H169ZM252 129H254V128H252ZM263 129V128H262ZM26 130V129H25ZM33 130V129H32ZM31 130V131H32ZM59 130V129H58ZM68 130V129H67ZM102 130V129H101ZM163 130V129H162ZM240 130H242V129H240ZM244 130H246L245 128H244ZM248 130V129H247ZM247 130H246V132L245 131H243L242 130V132H244L245 134L247 133ZM250 130V129H249ZM248 130V131H249ZM34 131V130H33ZM60 131V130H59ZM77 131V130H76ZM157 131H159V130H157ZM190 131V130H189ZM208 131V130H207ZM225 131H227L226 133H227V135H225L224 133H225ZM254 131V130H253ZM256 131H257V129H256ZM255 131V132H256ZM26 132V131H25ZM24 132V133H25ZM141 132V131H140ZM159 132H161V131H159ZM164 132V131H163ZM166 132V131H165ZM164 132V133H165ZM172 132V131H171ZM194 132V131H193ZM232 132V131H231ZM238 132V131H237ZM240 132V131H239ZM250 132V131H249ZM43 133V132H42ZM104 133V132H103ZM143 133V132H142ZM153 133V132H152ZM230 133V132H229ZM256 133H258V132H256ZM19 134V133H18ZM104 134H106V133H104ZM154 134V133H153ZM157 134V133H156ZM155 134V135H156ZM182 134V133H181ZM195 134V133H194ZM234 134H236V133H234ZM241 134H243V133H240V135ZM247 134H249V133H247ZM253 134H255V133H253ZM256 135H258V134H256ZM20 136H22L21 135V133H20ZM32 136V135H31ZM161 136V135H160ZM181 136V135H180ZM184 136V135H183ZM232 136H233V134H232ZM243 136V135H242ZM14 137V136H13ZM26 137V136H25ZM38 137V136H37ZM48 137V136H47ZM60 137V136H59ZM91 137H92V135H91ZM237 137V136H236ZM243 137H245V136H243ZM34 138V137H33ZM82 138V137H81ZM181 138V137H180ZM5 139H7V138H5ZM4 139V140H5ZM12 139V138H11ZM49 139V138H48ZM54 139V138H53ZM63 139V138H62ZM152 139V138H151ZM184 139V138H183ZM234 139V138H233ZM232 139V140H233ZM239 139H241V138H239ZM8 140V139H7ZM10 140V139H9ZM16 140V139H15ZM97 140V139H96ZM162 140V139H161ZM180 140V139H179ZM198 140V139H197ZM202 140V139H201ZM230 140V141H229ZM248 140V139H247ZM154 141V140H153ZM164 141V140H163ZM167 141H168V139H167ZM212 141V140H211ZM237 141V140H236ZM14 142V141H13ZM238 142V141H237ZM241 142H243V143H246L247 141L246 140H242ZM2 144H4V141H2L1 142ZM169 143V142H168ZM188 143V142H187ZM194 143V142H193ZM231 143V142H230ZM229 143V144H230ZM1 144V145H2ZM182 144V143H181ZM180 144V145H181ZM226 144V145H227ZM235 142H233V144H230L227 148H224V149H226L225 151H221L220 150V148H221V146H216V145H213V148H212V155L211 156H214L215 158V161H214V164H217V165H219V166H221L222 168H225L224 170H227V172L226 173H229V172H231L230 173V175H232V177H234V179H239V176H240V172L238 173L237 172V169H238V167H241V168H245V167H247V169L249 168V160H247V158H246V156H244V155H242L241 154V156L239 157L237 154V157H238V159H237V157H235L234 156V152H235V148H237L235 145ZM242 144V143H241ZM249 144V143H248ZM19 145V144H18ZM152 145V144H151ZM157 145V144H156ZM235 147H234V146ZM240 145V144H239ZM192 146V145H191ZM238 146V145H237ZM170 147V146H169ZM162 148V147H161ZM163 148H164V146H163ZM178 148V147H177ZM195 148V147H194ZM202 148V147H201ZM222 148V149H223ZM165 149V148H164ZM181 149V148H180ZM249 149V148H248ZM161 150V149H160ZM186 150V149H185ZM219 150L221 151V152H219ZM155 151V150H154ZM156 151H157V149H156ZM197 151V150H196ZM124 152V151H123ZM163 152V151H162ZM194 152V151H193ZM206 152V151H205ZM127 153V152H126ZM158 153H161V152H158ZM165 153V152H164ZM167 153V152H166ZM202 153V152H201ZM220 153V154H219ZM244 153V152H243ZM255 153V152H254ZM208 154V153H207ZM246 154V153H245ZM248 154H249V152H248ZM12 155V154H11ZM124 155V154H123ZM198 155V154H197ZM210 155V154H209ZM262 156V155H261ZM264 156V155H263ZM115 157V156H114ZM113 157V158H114ZM204 157V156H203ZM156 158H158V157H156ZM202 158V157H201ZM186 159V158H185ZM206 159V158H205ZM205 159H204V161H205ZM260 160H262V159H260ZM199 161V160H198ZM206 161H208L207 159H206ZM205 161V162H206ZM180 162V161H179ZM182 162V161H181ZM264 163V162H263ZM190 164V163H189ZM213 164V163H212ZM253 164V163H252ZM157 165V164H156ZM174 165V164H173ZM177 165V164H176ZM202 165V164H201ZM204 165H206V163L204 164ZM190 166V165H189ZM214 166V165H213ZM164 167V166H163ZM197 167V166H196ZM204 167V166H203ZM208 167H210V166H208ZM215 167H217L216 165L214 166V168ZM162 168V167H161ZM160 168V169H161ZM211 168V167H210ZM257 168H258V166H257ZM202 169V168H201ZM207 168H205V170H206ZM216 169H218V168H216ZM216 169L215 170H212V171H216ZM220 169V168H219ZM255 169V168H254ZM223 170V171H224ZM230 170V171H229ZM242 170V171H241ZM240 171L241 172H243V171H245L244 169H241ZM183 171V170H182ZM209 171H210V169H209ZM211 171V172H212ZM220 171V170H219ZM218 171V172H219ZM206 172V171H205ZM225 172V171H224ZM207 173V172H206ZM205 173V174H206ZM215 173H217V172H214V174ZM262 173H263V175H264V167L262 168ZM169 174V173H168ZM200 174V173H199ZM156 175V174H155ZM170 175V174H169ZM176 175V174H175ZM181 175V174H180ZM211 175H213V174H211ZM257 175V174H256ZM161 176V175H160ZM208 176V175H207ZM216 176V175H215ZM260 176V175H259ZM169 177V176H168ZM174 177V176H173ZM176 177V176H175ZM210 177H212V176H210ZM231 177V176H230ZM229 177V178H230ZM99 178V177H98ZM111 178V177H110ZM203 178V177H202ZM105 179V178H104ZM171 179V178H170ZM207 179V178H206ZM225 179V178H224ZM226 179H228V178H226ZM233 179V178H232ZM109 180V179H108ZM223 180V179H222ZM121 181V180H120ZM174 181V180H173ZM210 182H211V180H210ZM210 182H209V184H210ZM224 182V181H223ZM239 182H241V180L239 181ZM220 183V182H219ZM243 183V182H242ZM223 184V183H222ZM262 184V183H261ZM211 185V184H210ZM239 186H240V184H238ZM243 185V184H242ZM198 186V185H197ZM210 187H212V186H210ZM132 188V187H131ZM231 188V187H230ZM137 189V188H136ZM224 189V188H223ZM258 189V188H257ZM260 189V188H259ZM177 190V189H176ZM222 190V189H221ZM201 191V190H200ZM217 191V190H216ZM227 191V190H226ZM142 193V192H141ZM236 193V192H235ZM234 193V194H235ZM132 194V193H131ZM256 194V193H255ZM261 194V193H260ZM189 195V194H188ZM217 195V194H216ZM142 196H143V194H142ZM147 196V195H146ZM54 197V196H53ZM71 197V196H70ZM69 197V198H70ZM132 197V196H131ZM212 197V196H211ZM223 197V196H222ZM257 197V196H256ZM179 198V197H178ZM254 198V197H253ZM264 198V197H263ZM149 199V198H148ZM149 201V200H148ZM50 202V201H49ZM260 202H261V200H260ZM71 203V202H70ZM125 203V202H124ZM190 203V202H189ZM254 203V202H253ZM146 205H148V204H146ZM255 205V204H254ZM137 206V205H136ZM233 206V205H232ZM249 206V205H248ZM253 206V205H252ZM261 207V206H260ZM82 208V207H81ZM189 208V207H188ZM16 209V208H15ZM22 209V208H21ZM130 209V208H129ZM141 209V208H140ZM248 209V208H247ZM24 210V209H23ZM22 210V211H23ZM89 210V209H88ZM240 210V209H239ZM17 211V210H16ZM234 211V210H233ZM149 212V211H148ZM217 212V211H216ZM237 212V211H236ZM239 212V211H238ZM252 212V211H251ZM250 212V213H251ZM253 212H255V211H253ZM14 213V212H13ZM18 213V212H17ZM86 213V212H85ZM153 213V212H152ZM261 213V212H260ZM53 214V213H52ZM220 214V213H219ZM242 214V213H241ZM254 214V213H253ZM50 215V214H49ZM157 215V214H156ZM181 215V214H180ZM179 215V216H180ZM203 215V214H202ZM148 216V215H147ZM171 216V215H170ZM257 216V215H256ZM163 217V216H162ZM46 218V217H45ZM227 218V217H226ZM37 219H39V218H37ZM84 219V218H83ZM157 219V218H156ZM222 219V218H221ZM246 219V218H245ZM259 219H261V217L259 218ZM77 220V219H76ZM254 220V219H253ZM45 221V220H44ZM93 221V220H92ZM157 221V220H156ZM222 221H225V220H222ZM74 222V221H73ZM94 222V221H93ZM248 222V221H247ZM262 222V221H261ZM16 223V222H15ZM34 223V222H33ZM89 223V222H88ZM164 223V222H163ZM183 223V222H182ZM232 223V222H231ZM241 223V222H240ZM254 223V222H253ZM264 223V222H263ZM20 224V223H19ZM48 224V223H47ZM52 224V223H51ZM223 224V223H222ZM13 225V224H12ZM15 225V224H14ZM42 225V224H41ZM92 225V224H91ZM216 225V224H215ZM247 225V224H246ZM251 225V224H250ZM255 225V224H254ZM7 226V225H6ZM10 226V225H9ZM144 226V225H143ZM218 226V225H217ZM8 227V226H7ZM19 227V226H18ZM22 227V226H21ZM39 227V226H38ZM182 227V226H181ZM241 227V226H240ZM244 227V226H243ZM95 228V227H94ZM149 228V227H148ZM184 228H185V226H184ZM224 228V227H223ZM54 229V228H53ZM73 229V228H72ZM85 229V228H84ZM103 229V228H102ZM196 229V228H195ZM260 229V228H259ZM262 229V228H261ZM75 230V229H74ZM145 230V229H144ZM264 230V229H263ZM3 231V230H2ZM41 231V230H40ZM65 231V230H64ZM78 231V230H77ZM16 232V231H15ZM49 232V231H48ZM31 233H33V232H31ZM36 233H37V231H36ZM146 233V232H145ZM10 232H8V233H3V236L1 237L2 238V241H3V244H6V243H9L11 240H10ZM13 234V233H12ZM25 234V233H24ZM19 235V234H18ZM23 235V234H22ZM37 235V234H36ZM248 235V234H247ZM30 236V235H29ZM260 237V236H259ZM261 238V237H260ZM21 239V238H20ZM188 239V238H187ZM244 239V238H243ZM251 239V238H250ZM100 240V239H99ZM153 240V239H152ZM175 241V240H174ZM15 242V241H14ZM50 242V241H49ZM97 243V242H96ZM164 243V242H163ZM166 243V242H165ZM172 243V242H171ZM13 244V243H12ZM213 244V243H212ZM16 245V244H15ZM163 245V244H162ZM165 245V244H164ZM169 245V244H168ZM220 245V244H219ZM254 245V244H253ZM6 247H7V245H5ZM11 246H13V245H11ZM4 247V245L1 247V249ZM16 248H17V245H16ZM157 248V247H156ZM166 248V247H165ZM0 249V252H2V254H3V256L1 255V257H0V264H6L8 261H9V259H8V257H9V255H11V254H9V251H10V249L9 250H4V249H6V248H4L3 249V251ZM27 249V248H26ZM184 249V248H183ZM237 249H239V248H237ZM13 250V249H12ZM167 251V250H166ZM263 251V250H262ZM30 252V251H29ZM33 252V251H32ZM162 252H164V251H162ZM247 252V251H246ZM1 254V253H0ZM15 254V253H14ZM28 254V253H27ZM162 254V253H161ZM171 254V253H170ZM30 255V254H29ZM204 255H206V254H204ZM208 255V254H207ZM245 255H247V254H245ZM15 256V255H14ZM28 257H30V256H28ZM33 257V256H32ZM35 257V256H34ZM200 257V256H199ZM199 257H197V258H199ZM22 258V257H21ZM19 256H17V258L15 257V258H12V262H13V264L15 263V264H21L22 263V259H21ZM24 258H27V257H24ZM172 258V257H171ZM28 259V258H27ZM47 259V258H46ZM170 259V258H169ZM188 259V258H187ZM226 259V258H225ZM263 259V258H262ZM25 260V259H24ZM30 260V259H29ZM38 260V259H37ZM192 260V259H191ZM194 260V259H193ZM247 260V259H246ZM260 260V259H259ZM27 262H28V260H26ZM198 261H199V259H198ZM202 261V260H201ZM208 261V260H207ZM24 262V261H23ZM26 262V263H27ZM215 262V261H214ZM220 262V261H219ZM25 262L23 263V264H26ZM30 263V262H29ZM28 263V264H29ZM10 264H11V262H10ZM30 264H32V263H30ZM217 264V263H216ZM257 264V263H256Z\"/></svg>",
	"mask_w": 264,
	"mask_h": 264
}]
</instances>
